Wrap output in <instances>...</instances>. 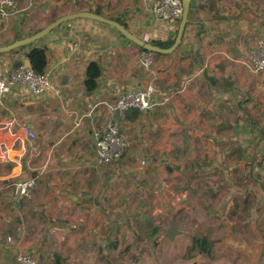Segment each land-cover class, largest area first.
<instances>
[{
	"label": "crops",
	"instance_id": "1",
	"mask_svg": "<svg viewBox=\"0 0 264 264\" xmlns=\"http://www.w3.org/2000/svg\"><path fill=\"white\" fill-rule=\"evenodd\" d=\"M16 1L17 16L0 12V47L84 11L120 23L147 43L175 36L179 22L156 21V0ZM190 5L192 20L180 45L170 54L154 53L148 74L138 64L140 47L89 19L63 23L34 43L47 51V91L37 97L11 92L0 105V264H16L15 252L23 248L57 263L52 248L76 254L99 231L102 215L127 211L139 188L163 199L166 209L174 204L177 214L206 211L209 228L223 229L224 242L245 247L249 260L255 235L251 260L264 264V182L258 171L264 72L246 65L254 41L264 40V0ZM31 21L38 23L33 29L26 26ZM23 59L22 53L0 54V68L7 72ZM92 61L102 74L97 89L86 94L84 74ZM148 85L155 94L146 111L114 114L120 93ZM112 118L126 153L97 165L91 130ZM25 125L33 138L22 131ZM21 180L35 183L29 198L13 195L12 185ZM6 236L15 244L7 245Z\"/></svg>",
	"mask_w": 264,
	"mask_h": 264
},
{
	"label": "rangeland",
	"instance_id": "2",
	"mask_svg": "<svg viewBox=\"0 0 264 264\" xmlns=\"http://www.w3.org/2000/svg\"><path fill=\"white\" fill-rule=\"evenodd\" d=\"M37 24L26 22L29 29ZM168 198L175 203L176 192L171 191ZM162 201L139 188L131 195L127 211L102 215L99 231L89 234L88 244L78 248L76 254L64 247L52 248L60 260L58 263L51 255L45 257L30 249L26 252L37 264H256L255 235L253 245L248 248L249 260L245 247L224 242L223 229L209 228L206 211L177 214L174 204L166 209ZM170 229L176 232L172 238L166 236ZM209 234L221 235V240L209 242ZM201 239L207 242V252L201 251L196 243Z\"/></svg>",
	"mask_w": 264,
	"mask_h": 264
},
{
	"label": "built area",
	"instance_id": "3",
	"mask_svg": "<svg viewBox=\"0 0 264 264\" xmlns=\"http://www.w3.org/2000/svg\"><path fill=\"white\" fill-rule=\"evenodd\" d=\"M0 12L15 16L18 12L16 0H0ZM182 13L181 0H156L152 7V14L156 21L161 23L178 22ZM154 53L142 50L138 55V64L143 74H148L153 65ZM246 65L255 74L264 72V40L257 39L246 54ZM49 87V74L36 71L30 61L25 58L17 66L4 72L0 68V105L4 95L21 91L32 97L43 95ZM155 94L152 85L141 89L122 92L114 102L113 109L119 112L136 110L144 112L150 107L151 97ZM22 131L29 139L34 133L28 126H22ZM94 156L97 165H108L120 159L125 153L127 143L120 135L117 122L109 119L103 128L91 130ZM259 174L264 182V154L262 155ZM33 180H21L12 185V192L17 199L29 198L34 190ZM7 245H14L15 241L10 236L4 237ZM16 264H37L27 252L17 249L14 255Z\"/></svg>",
	"mask_w": 264,
	"mask_h": 264
},
{
	"label": "water",
	"instance_id": "4",
	"mask_svg": "<svg viewBox=\"0 0 264 264\" xmlns=\"http://www.w3.org/2000/svg\"><path fill=\"white\" fill-rule=\"evenodd\" d=\"M190 2H191V0H181L182 13H181L178 25H177L176 33L174 36V41H173L172 45L167 49H160V48H157V47L151 45L150 43L144 42L143 40L134 36L123 25L117 23L116 21L104 18V17L96 15L94 13L84 11V12L71 13V14H67V15H64L62 17H59L58 19L50 22L44 28L35 32L31 36L24 37L22 39H17L8 45H4V46L0 47V54L8 53V52H11L17 48L25 47L27 45L35 43L38 40L45 37L48 33H50L56 27L62 25L63 23H66L68 21H72L75 19H89V20L96 21V22L108 25L110 27H113L123 37H125L127 40L131 41L132 43H134L138 47H140L142 50L151 51V52L156 53V54H170L181 43L185 26L189 22L187 17H188V12H189V8H190ZM119 113L120 112L118 109L114 110V114L116 116H118ZM175 234H176V232H174L172 229H170L166 232V236L168 238H172Z\"/></svg>",
	"mask_w": 264,
	"mask_h": 264
},
{
	"label": "trees",
	"instance_id": "5",
	"mask_svg": "<svg viewBox=\"0 0 264 264\" xmlns=\"http://www.w3.org/2000/svg\"><path fill=\"white\" fill-rule=\"evenodd\" d=\"M95 13L98 14V12H95ZM187 19L189 22L192 20L191 5L189 8ZM173 41H174V36L169 35L167 38H165L162 41H151L150 44L160 49H167L172 45ZM11 53L13 54L22 53L24 57L30 61V63L32 64L33 68L36 71L40 73L46 72L47 51L45 47H39V46H36L34 43H32L25 47L17 48L11 51ZM101 74H102V69L98 62L92 61L88 64L85 74H84V81H83V87H84L86 94H92L97 89L98 81H99V78L101 77ZM207 79L209 81L208 83L212 87L216 89L224 90L221 84L218 83L217 81L212 80L210 78H207ZM129 111L138 112L136 110H129ZM196 243L199 246L201 251L207 252L208 248H207V242L205 239L197 240Z\"/></svg>",
	"mask_w": 264,
	"mask_h": 264
}]
</instances>
